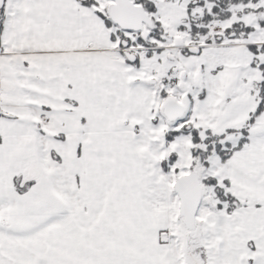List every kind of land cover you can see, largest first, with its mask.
<instances>
[{
    "label": "snow or ice",
    "instance_id": "snow-or-ice-1",
    "mask_svg": "<svg viewBox=\"0 0 264 264\" xmlns=\"http://www.w3.org/2000/svg\"><path fill=\"white\" fill-rule=\"evenodd\" d=\"M0 264H264V0H0Z\"/></svg>",
    "mask_w": 264,
    "mask_h": 264
}]
</instances>
